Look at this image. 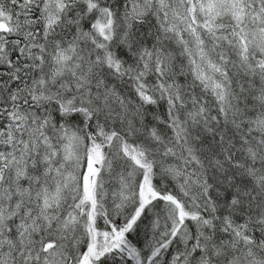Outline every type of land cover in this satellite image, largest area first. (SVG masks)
Instances as JSON below:
<instances>
[{"label":"snow or ice","instance_id":"snow-or-ice-1","mask_svg":"<svg viewBox=\"0 0 264 264\" xmlns=\"http://www.w3.org/2000/svg\"><path fill=\"white\" fill-rule=\"evenodd\" d=\"M0 264H264V0H0Z\"/></svg>","mask_w":264,"mask_h":264}]
</instances>
